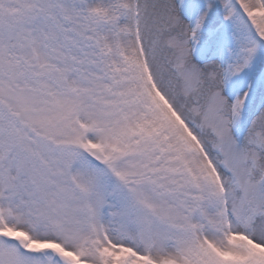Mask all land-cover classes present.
I'll return each instance as SVG.
<instances>
[{"label": "snow or ice", "instance_id": "6c2138e0", "mask_svg": "<svg viewBox=\"0 0 264 264\" xmlns=\"http://www.w3.org/2000/svg\"><path fill=\"white\" fill-rule=\"evenodd\" d=\"M0 264H264V0H0Z\"/></svg>", "mask_w": 264, "mask_h": 264}]
</instances>
